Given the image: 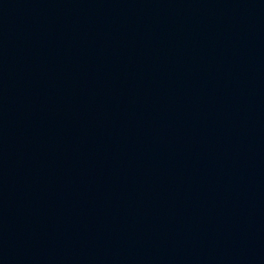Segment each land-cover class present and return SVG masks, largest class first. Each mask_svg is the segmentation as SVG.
Here are the masks:
<instances>
[{
  "label": "water",
  "instance_id": "1",
  "mask_svg": "<svg viewBox=\"0 0 264 264\" xmlns=\"http://www.w3.org/2000/svg\"><path fill=\"white\" fill-rule=\"evenodd\" d=\"M0 264H264V0H0Z\"/></svg>",
  "mask_w": 264,
  "mask_h": 264
}]
</instances>
